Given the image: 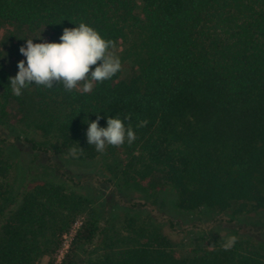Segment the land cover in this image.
<instances>
[{
    "label": "trees",
    "instance_id": "trees-1",
    "mask_svg": "<svg viewBox=\"0 0 264 264\" xmlns=\"http://www.w3.org/2000/svg\"><path fill=\"white\" fill-rule=\"evenodd\" d=\"M80 23L124 47L119 58L129 72L87 94L33 84L13 95L9 78L26 60L22 44L59 43L64 28ZM12 108L22 117L31 112L42 141L16 133L8 124ZM98 114L101 127L109 116L130 115L124 122L137 139L98 153L86 137ZM142 120L147 125L137 127ZM72 147L83 152L73 158ZM27 155L44 157L57 184L30 186L31 169L23 167L12 190L8 171ZM56 156L68 163L123 157L121 182L135 180V171L157 193L153 203L173 216L211 219L235 204L234 213L264 210V0H0V264L51 256L72 222L76 204L65 192L81 183L60 172ZM161 219L175 226L170 215ZM102 223L89 217L60 264H264V240L245 232H228L238 237L230 250L225 237L199 254L178 256L147 224L107 237ZM98 240L101 252H88Z\"/></svg>",
    "mask_w": 264,
    "mask_h": 264
},
{
    "label": "rangeland",
    "instance_id": "rangeland-1",
    "mask_svg": "<svg viewBox=\"0 0 264 264\" xmlns=\"http://www.w3.org/2000/svg\"><path fill=\"white\" fill-rule=\"evenodd\" d=\"M139 6L138 4L137 7L139 8ZM42 42V40L33 41V43ZM14 44L17 45L19 42L15 43L14 41ZM22 46H26V41ZM123 48L122 46H116L113 51L119 56L123 52ZM129 67L127 60L122 63V76L129 72ZM11 110L8 124L16 133L20 137L32 138L38 142L42 141L40 133L31 126V112H27L25 117H22L12 113L14 111L13 108ZM56 159L60 162V172L66 173L75 181H80L81 183L78 186H70L71 191L69 189V191L67 190L68 192H65L73 195L71 200L76 204V213L69 227L60 237L59 245L54 253L51 256H43L36 264H57L61 259V255L68 249L75 232L93 215L99 217L104 222L102 224L106 225L107 237L114 233L125 236L131 231L128 226L130 224L133 227L139 224H147L168 239L170 249L178 256L199 254L207 248L210 240L225 238L229 233L242 235L245 232L247 233L246 235H250L254 239L264 240V210L252 211L247 206L246 211L248 212L234 213L237 208L235 204L224 212L212 214L211 219H206L204 216H193L192 218L173 216V214H169L170 212L167 211V208L163 209L158 204L153 203L157 193L145 189L143 182L137 181L139 177L135 171L131 173L135 180H132L127 185L121 182V171L125 163L123 157L103 158L95 162L73 163H68L59 156H56ZM23 167L31 169L29 176L30 186H34L36 183L41 185L49 184L48 182L57 184L58 178H55L53 173L46 168L44 157L27 155L22 158L20 166L12 164L11 169L8 171L5 180L12 190L18 186L21 180V169ZM107 179H111V182L109 183ZM115 186L119 189L115 188ZM79 198L85 199V201L83 200L82 204H79L77 202ZM134 202H143L149 207L132 209L129 205ZM166 206L170 208L169 204ZM163 215H170L173 218L175 225L173 228H170L161 219ZM147 218L151 221L147 220ZM96 242L98 243L88 246V252H101L104 244L100 243L99 240Z\"/></svg>",
    "mask_w": 264,
    "mask_h": 264
},
{
    "label": "clouds",
    "instance_id": "clouds-1",
    "mask_svg": "<svg viewBox=\"0 0 264 264\" xmlns=\"http://www.w3.org/2000/svg\"><path fill=\"white\" fill-rule=\"evenodd\" d=\"M114 48L112 40L104 39L86 23L64 28L59 43H33V39H27L26 46L19 49L26 60L18 62L17 74L9 78L11 91L19 97L29 85L52 89L62 84L67 92L90 93L95 84L103 83L121 71L122 63ZM100 118L98 114L96 120L88 122L86 132L88 145H93L98 153H104L108 146L120 147L125 142L131 145L137 139L132 125L124 122L130 119V115L123 120L118 116L107 117V127L99 125ZM147 123L142 120L137 127H144ZM81 152L82 148L72 147L68 155L77 158ZM237 240L235 235L228 236L223 244L224 250L234 247Z\"/></svg>",
    "mask_w": 264,
    "mask_h": 264
},
{
    "label": "built area",
    "instance_id": "built-area-1",
    "mask_svg": "<svg viewBox=\"0 0 264 264\" xmlns=\"http://www.w3.org/2000/svg\"><path fill=\"white\" fill-rule=\"evenodd\" d=\"M67 250V249H66ZM65 250V251H66ZM65 253V252H64ZM62 257H63V254L61 255V259H62ZM61 259H60V261H58V263L57 264H60V262H61Z\"/></svg>",
    "mask_w": 264,
    "mask_h": 264
}]
</instances>
